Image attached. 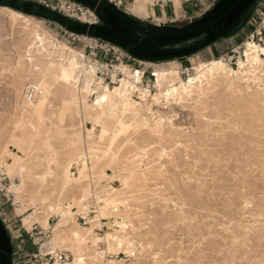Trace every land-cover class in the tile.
Instances as JSON below:
<instances>
[{
	"label": "rangeland",
	"instance_id": "1",
	"mask_svg": "<svg viewBox=\"0 0 264 264\" xmlns=\"http://www.w3.org/2000/svg\"><path fill=\"white\" fill-rule=\"evenodd\" d=\"M49 1V9L55 11V0ZM218 1L194 0L185 7L194 8V13L169 22L182 27ZM130 7L120 10L151 25L169 23L138 19L128 11ZM255 7H264V0ZM9 10L0 8V154L21 156L19 165L24 167L21 174L11 176L0 170V220L11 239L13 264H28L31 255L53 237L52 228L61 220L60 207L67 205L73 206L75 231L83 240L75 250L73 243L66 242L64 248L59 243L51 246V251L73 250L80 264H264L260 47H243L251 59L250 65H238L246 73L243 80L203 73L205 78H199L185 95V81L179 77V68H193L189 79L193 78L197 65L219 60L232 47L242 46L249 29L240 28L224 52L212 47L189 62L156 63L157 91L150 100L132 101L126 82L112 86L113 96L127 102L120 114L109 116L108 103L100 102L106 85L95 81L78 60L80 47L56 38L55 23L26 14L14 17ZM165 12L169 14V9ZM160 13L154 10V15ZM72 66L76 70L66 74ZM44 72L43 104L39 75ZM29 86L35 92L28 102ZM85 104L90 107L87 116L80 112ZM29 214L48 219V226L24 224ZM119 240L121 248L116 247ZM41 250L50 251L46 246Z\"/></svg>",
	"mask_w": 264,
	"mask_h": 264
},
{
	"label": "water",
	"instance_id": "2",
	"mask_svg": "<svg viewBox=\"0 0 264 264\" xmlns=\"http://www.w3.org/2000/svg\"><path fill=\"white\" fill-rule=\"evenodd\" d=\"M93 11L100 25L88 26L34 2L0 0L10 8L58 24L77 36H91L126 51L134 60L148 63L183 61L243 28L258 0H219L199 19L177 27L173 22L151 25L118 9L108 0H71ZM11 239L0 220V264H13Z\"/></svg>",
	"mask_w": 264,
	"mask_h": 264
},
{
	"label": "built area",
	"instance_id": "3",
	"mask_svg": "<svg viewBox=\"0 0 264 264\" xmlns=\"http://www.w3.org/2000/svg\"><path fill=\"white\" fill-rule=\"evenodd\" d=\"M118 9H126V5L133 0H108ZM180 8L194 0H178ZM49 0H39L41 6L49 9ZM170 8L176 15L173 0H149L150 13L158 9L164 15V9ZM55 11L59 14L88 26L100 25L95 13L85 6L71 0H55ZM185 18L177 16L175 18ZM250 33L246 37V42L241 46L229 49V52L218 57L231 69H237L240 62L250 65L251 59H247L245 49L247 46L257 45L259 48V58H264V7H255L246 25ZM56 38H60L71 46L80 47L79 59L84 63L85 69L90 72L95 81L108 87L119 86L122 82L127 83V91L132 101L142 103L150 100L157 91V77L155 71L156 63H148L134 60L122 48L91 36H77L55 24ZM244 47V50H243ZM240 50H242L240 52ZM127 74V78H126ZM194 74L193 68H179V77L185 82ZM35 88L29 86L25 91V98L31 101L34 98ZM94 95L91 94L90 98ZM85 218H82L84 221ZM36 229V228H34ZM32 229L30 232H33ZM100 229V228H99ZM98 229V230H99ZM72 256L67 251H56L53 254L42 253L39 248L32 254L28 264H67Z\"/></svg>",
	"mask_w": 264,
	"mask_h": 264
},
{
	"label": "bare ground",
	"instance_id": "4",
	"mask_svg": "<svg viewBox=\"0 0 264 264\" xmlns=\"http://www.w3.org/2000/svg\"><path fill=\"white\" fill-rule=\"evenodd\" d=\"M136 1H139V0H136ZM145 1V0H144ZM174 1V0H173ZM176 2H178V0H175ZM137 6H135L134 8L135 9H138L137 11L138 12H140V11H142L143 10V8H144V6H143V4H140V3H137L136 4ZM128 6V4L126 5V7ZM0 8H5V7H0ZM134 8H133V11H135L134 10ZM6 9H10V8H6ZM130 9V8H129ZM10 10H12V9H10ZM9 10V12L12 14L11 16H16V17H21V18H25V17H23L22 15H24V14H22V13H19V12H17V11H15V10H12V11H10ZM132 11V10H131ZM8 12V11H7ZM22 14V15H19V14ZM26 16H28V15H26ZM29 17H31V16H29ZM38 41V40H37ZM40 43H41V41H40ZM39 43V44H40ZM33 44V43H32ZM44 44V43H43ZM54 44V43H53ZM52 44V45H53ZM49 45V44H48ZM35 46V45H34ZM31 48V47H30ZM41 49V48H40ZM31 50V49H30ZM44 50V49H43ZM46 51V50H45ZM252 51H254V50H252ZM31 52V51H30ZM56 52V51H55ZM71 52V51H70ZM255 52V51H254ZM47 53V52H46ZM73 53V52H72ZM256 53V52H255ZM60 54V53H59ZM78 55L80 54V53H77ZM253 55V54H252ZM30 56V55H29ZM59 56V55H58ZM73 56V55H72ZM248 56V55H247ZM63 57V56H62ZM69 57V56H68ZM75 57V56H74ZM253 57V56H252ZM40 58V57H39ZM41 58H43L42 56H41ZM52 59V58H51ZM56 59V58H55ZM60 59V58H59ZM67 59V58H66ZM49 60V59H48ZM78 60H80L79 58H78ZM42 61H44V59L42 60ZM56 61H58V60H56ZM81 61V60H80ZM262 61V60H261ZM45 62V61H44ZM64 62V61H63ZM256 62V61H255ZM255 62H253V64H255ZM53 63V62H52ZM56 63V62H55ZM58 63V62H57ZM72 63H73V61H72ZM241 63V62H240ZM262 63V62H261ZM74 64H75V62H74ZM48 68H51V63L50 62H48ZM58 65V64H57ZM73 65V64H72ZM19 66H21L20 65V63L18 62V68H19ZM39 66H41L40 64H39ZM56 66V65H55ZM69 66V65H68ZM73 66H76V65H73ZM69 67L68 69H67V73L66 74H68V75H71L72 74V71L75 69V67ZM248 66V65H247ZM253 66V65H252ZM256 66V65H255ZM80 67V66H79ZM257 67H259V66H257ZM45 69V68H44ZM60 69H61V67H60ZM64 69V68H63ZM257 69V68H256ZM46 70V69H45ZM62 70V69H61ZM76 70V69H75ZM83 70V69H82ZM86 70V69H85ZM60 71V70H59ZM63 71V70H62ZM81 71V70H80ZM194 71H195V77H193V78H190L188 81H187V83H185V82H183L182 83V86H183V89H182V94H185V95H187L188 94V92H187V89H193L194 88V86H192V85H195L196 84V81L197 80H199V78H205L202 74L204 73H206V74H208L207 76H209V77H213V76H217V77H222L223 79H231V78H236V79H239V80H243V78L245 77V75H246V73H245V71H243V69H242V66H240L239 68H238V70H236V71H234L233 72V70L231 71V70H228L227 68H226V66L224 65V63L222 62V60H212V61H209V62H207V63H203V64H199V65H197L196 67H194ZM51 72V71H50ZM56 72H58V71H56ZM259 72V71H258ZM88 73H90V72H88ZM257 73V72H256ZM64 74V73H63ZM65 74V75H66ZM76 74V73H75ZM80 74V73H79ZM176 74V73H175ZM35 75H38V74H35ZM59 75V74H58ZM74 76V75H73ZM87 76V75H86ZM157 76H159L157 73H156V77ZM200 76H202V77H200ZM38 77V76H37ZM80 77V76H79ZM91 77V76H90ZM45 78H46V74H45V72H44V74H42V75H39V82H40V85H39V91H40V100H41V102L43 103V101L46 99V92H47V83L45 82ZM76 78V77H75ZM86 78V77H85ZM70 79H71V77H70ZM74 79V78H73ZM59 80H61V79H59ZM67 80V79H66ZM86 80V79H85ZM38 82V83H39ZM73 82V81H72ZM70 83V82H69ZM202 83V81H200V84ZM78 84V83H77ZM65 85V84H64ZM101 87V86H100ZM76 88V87H75ZM78 88V87H77ZM112 88H114V87H112ZM38 89V88H37ZM100 90V89H99ZM116 90V89H115ZM121 92V91H120ZM37 93H38V91H37ZM113 91L111 90V87H108V86H106V87H104V93H103V95L100 97L101 98V100H100V102L102 103V102H104V103H108V105L107 106H109V109H111V112H110V114H109V116H114L118 111H119V109H122V110H125V107H124V105H125V102H127V98H125V99H118V98H115V96H113ZM115 93H116V91H115ZM74 94H75V92H74ZM39 96V95H38ZM120 96V95H119ZM128 96V95H127ZM189 96V95H188ZM37 99H39L38 97H36ZM129 98V97H128ZM39 100V101H40ZM153 101V100H152ZM29 102V101H28ZM82 102V101H81ZM97 105H98V102H99V100H95L94 101ZM93 102V103H94ZM130 102V101H129ZM86 103V102H85ZM91 103V102H90ZM31 104V103H30ZM44 104V103H43ZM100 105H102V104H100ZM128 105V104H127ZM32 106V105H31ZM71 106H72V104H71ZM70 106V107H71ZM132 106V105H131ZM42 107H44V106H42ZM94 107V106H93ZM145 107H147V106H145ZM96 108V107H95ZM105 108V107H104ZM144 108V107H143ZM39 109V108H38ZM100 109V108H99ZM34 110V109H33ZM105 110V109H104ZM103 110V111H104ZM139 110V109H138ZM90 111V107L89 106H87L86 104L85 105H83V107H81L80 108V112H81V114L84 116V115H88L89 112ZM98 111V110H97ZM147 111H151V109H150V107H147ZM134 112V111H133ZM141 112V111H140ZM143 112V111H142ZM34 113L35 114H38V111H34ZM91 113V112H90ZM95 113V112H94ZM125 113V112H124ZM137 113V112H136ZM106 114V113H105ZM119 114H120V111H119ZM139 114V113H138ZM142 114V113H141ZM140 114V115H141ZM25 115V114H24ZM33 115V114H32ZM103 115V114H102ZM102 115H99V117L101 118L102 117ZM126 115V114H125ZM34 116V115H33ZM39 116V115H38ZM90 116V115H89ZM107 116V115H106ZM105 116V117H106ZM35 117V116H34ZM32 118V117H31ZM36 118V117H35ZM90 118H91V116H90ZM96 118H98V116L96 117ZM139 118V117H138ZM138 118H136V119H138ZM96 120V119H95ZM99 120V119H98ZM96 122V121H95ZM100 122V121H99ZM119 122V121H118ZM21 123V122H20ZM98 123V122H97ZM23 125V124H22ZM21 130V129H20ZM21 132V131H20ZM12 139H14V142H17V140H18V137L17 136H14ZM83 148V147H82ZM81 148V149H82ZM7 151V150H6ZM86 152H87V150H86ZM93 154V153H92ZM95 154V153H94ZM74 155V154H73ZM79 155V154H78ZM89 155V154H88ZM85 156V155H84ZM90 156V158H91V156H93V155H89ZM21 157V156H20ZM20 157H18V156H13V155H11V154H8V153H6L5 151H2V153L0 154V170L2 171H5L6 173H7V175L8 176H11V175H15V174H21L22 172H23V168L24 167H22V166H20L19 165V162H20ZM95 157V156H94ZM83 159V158H82ZM80 160V159H79ZM10 162V163H9ZM21 164V163H20ZM79 165V164H78ZM24 166V165H23ZM70 166V165H69ZM77 167V166H76ZM81 168V167H80ZM69 170V169H68ZM26 171V170H25ZM64 175H65V173H64ZM68 178H70V177H68ZM72 179V178H71ZM75 180V179H74ZM77 180H78V178H77ZM68 182V181H67ZM72 182H74V181H72ZM64 184V183H63ZM64 185H66V184H64ZM65 187V186H64ZM13 189V188H12ZM17 189V188H16ZM62 191V190H61ZM63 193V192H62ZM61 193V194H62ZM60 194V193H59ZM55 195V194H54ZM63 196V195H62ZM94 196V195H93ZM96 199V198H95ZM60 200V199H59ZM33 202V201H32ZM103 202V201H102ZM114 202V201H113ZM69 204V203H68ZM73 208V206L72 205H67V206H65V207H60V209H62V212H61V220L58 222V224L55 226L54 225V227L52 228V234H53V237L52 238H50V240L49 241H47L45 244H43L42 245V247L41 248H43V246H46V247H48V250H50V251H48V253H50V254H53V253H55L57 250H55V251H51V246L53 247L55 244H57V243H59V244H61L62 245V247L64 248L65 246H64V243H66V242H70V244L71 243H73V245L71 246V248L72 249H76V246L77 245H79L80 243H81V241L83 240L82 239V236L80 235V233H78L77 231H75V228H77V224H76V222L73 220V213H71V209ZM53 209V208H52ZM60 209H58L59 210V213H60ZM56 210V209H55ZM58 210H56V211H58ZM24 212V211H23ZM58 213V214H59ZM57 214V213H56ZM55 215V214H54ZM60 216V215H59ZM69 216H71V218H69ZM24 224H26V225H31V224H33V223H41L42 224V228H46L47 226H48V219H42V220H38L37 218H35V214H31V215H29V216H27V217H25L24 219ZM68 220H70L69 221V227L68 228H66V230H64L65 229V227L68 225ZM42 221V222H41ZM115 222V221H114ZM117 222V221H116ZM122 223V222H121ZM121 225H123V224H121ZM63 229V230H62ZM62 232H63V235H62ZM65 232V233H64ZM59 233H60V235H59ZM96 235V234H95ZM113 235V234H112ZM117 237V236H116ZM114 238V237H113ZM92 239H93V237H92ZM95 240V239H94ZM118 240V239H117ZM102 241V240H101ZM116 241V240H115ZM113 242V241H112ZM67 243V244H68ZM107 243V242H106ZM116 243V242H115ZM94 244V243H93ZM110 244V243H109ZM84 246V245H83ZM98 246V245H97ZM127 246V245H126ZM116 247L117 248H121L122 247V243L120 242V240L116 243ZM71 250V249H70ZM78 250V249H77ZM89 250V249H88ZM117 250V249H116ZM64 251H66V250H64ZM97 251V250H96ZM95 251V252H96ZM68 252V251H67ZM71 253H73V250H71L70 251ZM69 252V253H70ZM77 252V251H76ZM80 252V251H79ZM131 252V251H130ZM99 253V252H98ZM98 253H96L97 255H98ZM71 255V254H70ZM73 255H74V260H72L73 262L72 263H70V264H80V261H81V259L79 258V255H77V254H74L73 253ZM100 255V254H99ZM101 255H102V253H101ZM82 256V255H81ZM83 257V256H82ZM101 257V256H100ZM99 257V258H100ZM98 258V257H97ZM101 258H103V257H101ZM100 258V259H101ZM86 259V258H85ZM93 259V258H92ZM83 260V259H82ZM89 260H91L90 258H89ZM84 261V260H83ZM100 261V260H99ZM87 262H88V260H87ZM94 262V261H93ZM69 263H67V264H69ZM88 263H90V262H88ZM86 264V263H85ZM93 264V263H92Z\"/></svg>",
	"mask_w": 264,
	"mask_h": 264
},
{
	"label": "crops",
	"instance_id": "5",
	"mask_svg": "<svg viewBox=\"0 0 264 264\" xmlns=\"http://www.w3.org/2000/svg\"><path fill=\"white\" fill-rule=\"evenodd\" d=\"M132 3V4H131ZM137 3H140V4H143V6H144V8H143V10L142 11H140V12H138L137 10L138 9H135L134 7L135 6H137L136 4ZM174 5H175V10H176V15L174 14V12L172 11V9H170V8H166V9H164V15H162L161 13L159 14V15H154V10H153V12H151L150 13V10H149V4L147 3L146 4V2L144 3V1L143 0H139V1H136V0H133V1H130L129 3H128V6H131L130 7V9H128V11L129 10H132V11H130V12H132L131 14H133L135 17H137L138 19H148V18H153V19H155V20H158V22H160L161 20V22L160 23H167V22H169V21H172L173 19H175L177 16H179L180 15V13H181V15L180 16H185V18H186V14H191V13H194V8L191 10V11H188L185 7H186V5H184V6H182L181 8H180V2L178 1V2H176L175 0H174ZM195 7V6H194ZM133 8H134V10L135 11H133ZM167 9H169V14H167L165 11L167 10ZM181 10V11H180ZM247 28H244V29H242V30H246ZM248 30V29H247ZM237 36H232V37H230V38H227V39H224V40H222V41H220V42H217V43H214L213 45H211V46H209L208 48H206L205 50H207V49H211L212 47H216L215 48V50H216V52L217 53H220V52H224V51H226L227 49H229V44L230 43H227V41H229L230 39H232V38H236ZM204 51V50H203ZM202 52V51H201ZM200 53V52H199ZM198 54V53H197ZM196 55V54H195ZM195 55H193V56H195ZM193 56H190V57H188V58H186V59H184L183 61H181V62H189L190 60H191V58L193 57ZM183 64V63H182ZM29 215H31V214H29ZM28 215V216H29ZM38 224V223H37Z\"/></svg>",
	"mask_w": 264,
	"mask_h": 264
},
{
	"label": "trees",
	"instance_id": "6",
	"mask_svg": "<svg viewBox=\"0 0 264 264\" xmlns=\"http://www.w3.org/2000/svg\"><path fill=\"white\" fill-rule=\"evenodd\" d=\"M12 250H13V248H12Z\"/></svg>",
	"mask_w": 264,
	"mask_h": 264
}]
</instances>
